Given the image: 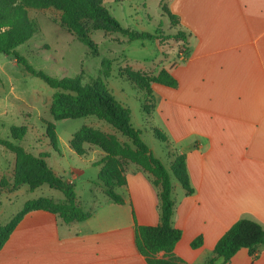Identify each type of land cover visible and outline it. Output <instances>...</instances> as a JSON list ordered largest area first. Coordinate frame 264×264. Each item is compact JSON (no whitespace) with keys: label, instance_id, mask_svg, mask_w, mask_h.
<instances>
[{"label":"crops","instance_id":"obj_1","mask_svg":"<svg viewBox=\"0 0 264 264\" xmlns=\"http://www.w3.org/2000/svg\"><path fill=\"white\" fill-rule=\"evenodd\" d=\"M169 7L180 16L190 51L186 61L168 68L178 86L156 83L154 89L162 93L161 110L178 152L187 154L194 187L187 194L172 182V223L182 230L174 251L191 264H208L218 239L238 219L264 226V0H170ZM87 147L64 178L77 183L88 167L98 176L100 167L91 163L102 151ZM69 149L71 157L78 155ZM85 186L92 196L77 193V201L91 212L88 219L66 223L48 210L27 213L0 249V264H148L135 245V226L160 223L154 176L128 171L116 190L122 203L94 179ZM199 235L204 242L193 248ZM222 261L217 257L215 264ZM225 264H264V247L255 255L241 248Z\"/></svg>","mask_w":264,"mask_h":264},{"label":"rangeland","instance_id":"obj_2","mask_svg":"<svg viewBox=\"0 0 264 264\" xmlns=\"http://www.w3.org/2000/svg\"><path fill=\"white\" fill-rule=\"evenodd\" d=\"M102 4L123 27L130 30L168 35L182 29L181 20L174 23L164 11V8L170 9V0H102ZM28 15L36 22L37 29L29 40L17 47L18 52L25 55L35 68L54 77L80 75L84 84L101 79L114 97L131 109L132 124L141 130L143 140L154 155L169 167L175 154L179 153L178 144L163 117L162 93L154 89L156 83L147 79L163 67L172 69L188 59L189 36L186 41L181 38L129 40L119 31L90 27L89 35L97 45L92 49L63 22L61 9L51 5L29 6ZM131 71L143 74L144 83L152 88V94L147 88H137L128 79L127 74ZM57 92L58 89L41 78L26 73L13 55L0 52V137L22 145L36 156L44 155L49 166L67 177L72 168L81 164L79 155L72 153L73 157L70 156L69 144L73 134L83 126L100 130L114 137L124 148L136 151L128 136L96 114L80 117L55 114L52 109ZM17 127L26 128L21 138L14 135ZM154 128L162 130L168 140L158 138ZM98 148L102 155L95 156L97 161L91 163L95 167H100L97 163L106 154ZM95 154L91 150L88 156ZM118 159L115 172L121 183L128 171L143 169L131 155H118ZM64 169L67 174H64ZM16 171V154L0 145V225L9 222L27 200L41 196L65 200L60 190L47 183L36 189H31L28 184L14 186ZM89 178L102 185L96 168H86L76 183L78 195L85 200L92 196L85 186ZM172 182L177 180L172 177Z\"/></svg>","mask_w":264,"mask_h":264},{"label":"trees","instance_id":"obj_3","mask_svg":"<svg viewBox=\"0 0 264 264\" xmlns=\"http://www.w3.org/2000/svg\"><path fill=\"white\" fill-rule=\"evenodd\" d=\"M50 5L62 10L63 22L69 29L76 31L82 42L92 49H96L97 45L89 35L90 27L119 31L129 40L163 41L168 38H181L186 41L188 33L182 29L168 35L130 30L122 26L102 4V0H0V52L13 55L26 73L37 76L49 86L58 89L54 97L53 112L70 117L96 114L114 125L123 135L128 136L136 146V151L128 150L114 137L90 126H83L73 134L70 146L78 155H85L88 152L86 145L89 143L106 152L97 165H100L98 179L107 195L118 203L123 202L116 191L117 187L126 183V177L121 183L115 172V164L119 162L118 155H131L132 160L140 163L145 171L151 173L154 176V183L160 186V223L144 225L136 222L135 245L138 251L148 264H191L174 251L182 237V230L172 223L176 204L172 196V177L182 185L187 194L194 192L188 171L187 154L176 153L171 165L167 167L145 143L141 130L132 124L131 109L117 100L101 79L84 84L80 75L54 77L42 69L35 68L25 55L18 52L17 47L29 40L37 29L36 22L28 15V7ZM164 11L171 21L180 23L179 15L169 8H164ZM127 77L137 88H147L148 93L152 94V88L146 87L144 83L143 74L131 71ZM147 81L174 88L179 84L175 75L166 67L161 68ZM25 129V127L14 128V135L21 138L26 133ZM154 133L161 140H168L167 135L159 128H154ZM0 145H4L16 154L17 171L14 186L28 184L31 189H36L47 183L60 190L65 196L64 201H56L48 196L27 200L23 208L9 222L0 225V249L23 217L33 210L42 209L56 213L66 223L83 221L91 216V212L84 210L77 201L76 183L57 174L53 167L47 164L44 155L36 156L22 145L2 137H0ZM126 151L127 155H125ZM203 242V236L199 235L191 245L193 248H198ZM260 247H264V226L254 219L242 217L218 239L208 264H215L217 257H222V264H225L241 248H248L250 253L255 255Z\"/></svg>","mask_w":264,"mask_h":264}]
</instances>
